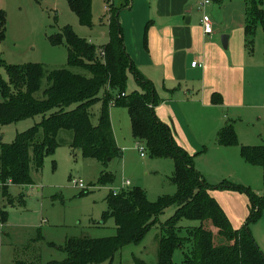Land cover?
Here are the masks:
<instances>
[{"label":"trees","instance_id":"1","mask_svg":"<svg viewBox=\"0 0 264 264\" xmlns=\"http://www.w3.org/2000/svg\"><path fill=\"white\" fill-rule=\"evenodd\" d=\"M123 1L122 5L113 6L110 11V39L100 48L78 36L71 26L62 29L59 36L66 39L69 68L48 71L42 64L8 65L0 58V66H4L8 74V80L0 76V92L5 98L0 101V124L41 117L34 126L19 132L12 143L0 141V184L5 191L10 184L32 185V169L40 171L45 158L65 144L60 139L62 131L72 133L69 145L85 157L104 163L109 158L121 157L110 116V107L117 105L128 109L132 135L144 143L150 157L174 159L175 173L171 180L177 186V192L155 202H151L140 187L124 189L116 195L112 192L107 198L108 210L104 213V221L114 218L115 235L71 238L64 246H59L66 253L62 261L44 263L34 256L17 259L15 264L112 262L125 245L141 242L170 206L176 209L174 215L160 225L162 235L157 264H180L174 258L177 250H181L183 256L181 264H264V251L250 229V224L261 215L264 195L231 182L224 181L220 186L210 184L197 169L195 156L177 142L172 128L158 116L156 106L159 98L155 84L139 70L125 45L119 13L131 6L133 0ZM210 1L216 5L224 2ZM68 2L83 23L90 22L92 0ZM263 5L264 0H246L245 32L250 47L257 26L261 24L264 27ZM6 28L5 12L0 10V42L6 37ZM77 67L87 73L73 70ZM130 73L135 77L137 88L128 93ZM44 77L48 86L43 91V98H38L36 93L41 89ZM217 97L214 98L215 103L221 102L222 99ZM99 101L102 102L99 121L94 124L91 107ZM217 143L238 145L232 124L218 131ZM240 150L248 163L262 168L264 178V143L242 145ZM108 181H113V177L104 174L101 182ZM216 188L243 191L249 197L251 211L242 228L233 227L220 203L212 196L211 191ZM6 197L11 202V195L7 192ZM6 214L0 209V221L5 220ZM183 220L200 223L184 226Z\"/></svg>","mask_w":264,"mask_h":264},{"label":"rangeland","instance_id":"2","mask_svg":"<svg viewBox=\"0 0 264 264\" xmlns=\"http://www.w3.org/2000/svg\"><path fill=\"white\" fill-rule=\"evenodd\" d=\"M241 1L243 0L238 2L228 0L227 11L230 14H240ZM115 4H118V0H92L91 20L89 23H83L70 7L68 0H0V10L5 12L7 18L6 37L0 42V58L8 65L42 64L48 71L69 68L66 39L60 38L59 33L65 26H71L78 36L100 48L110 39L109 18ZM247 50L249 58L261 68L254 73V79L251 78L245 83V94L231 99L229 107L223 106V99L222 103H214L222 108L216 107L214 111L207 109L204 89L201 93L200 88L193 89L190 86L189 91L185 83H182L181 87L177 84L172 95L173 98L182 99V103L179 104L191 129L195 134H201L207 139L199 158L203 160L202 171L206 173L209 183L220 186L224 181L231 182L250 187L253 192L262 196L264 195L262 168L246 164L240 157V151H236L237 155L228 156L223 151L222 153L216 151L215 148V134L227 124L234 126L238 136L239 143L235 146L264 143L263 25L257 26L253 45L248 46ZM73 70L87 73L79 67ZM0 76L8 80L4 66H0ZM47 86L48 80L44 77L41 89L36 93L38 98H43V91ZM136 88L135 77L130 73L127 91ZM169 97L158 95V108L161 107L159 113L164 122L176 131L175 110L172 113L170 105L166 103ZM4 99L0 92V101ZM192 99L197 102L191 101ZM101 107V101L91 107L94 124L99 121ZM110 116L116 141L122 152L121 157H115L106 163L96 158L85 157L81 151L69 145L72 133L62 131L60 139L64 140L65 144L60 145L54 154L45 158L40 171L32 169L34 179L32 185L10 184L5 191L0 184V209L7 212L5 220L0 221V264H15L17 259L34 256L44 263L62 261L66 258V253L59 249V246H64L71 238L115 235L117 229L114 218L104 221V213L108 210L109 194L126 180H129L131 185L125 189L140 187L145 190L151 202L157 201L160 197H172L176 194L177 186L171 180L175 173L174 159L150 157L145 145L135 141L130 114L125 106L112 105ZM40 118L37 116L0 124L2 141L12 143L19 132L34 126ZM180 119L187 126L182 116ZM218 123L222 124L216 126ZM187 128L184 129L190 135L192 130ZM235 146L232 145L234 149L230 150H236ZM142 148L144 156L141 155ZM104 174L111 175L113 181L102 183L101 177ZM74 180H82L84 184L74 185ZM6 192L11 195V202L7 201ZM220 199L237 215L244 211L249 214L251 211L249 197L243 191L223 189ZM175 209L174 206L167 208L160 216V222L150 229L141 242L125 245L112 262L94 264H140V262L157 264L162 235L160 225L174 215ZM199 223L183 220L182 225ZM250 229L263 250L264 207L260 217L250 224ZM214 232L217 233L215 230ZM174 258L181 264L183 259L181 250L176 251Z\"/></svg>","mask_w":264,"mask_h":264},{"label":"crops","instance_id":"3","mask_svg":"<svg viewBox=\"0 0 264 264\" xmlns=\"http://www.w3.org/2000/svg\"><path fill=\"white\" fill-rule=\"evenodd\" d=\"M202 1L133 0L131 6L121 9L119 17L126 48L139 70L154 82L158 95L170 96L166 103L170 105L171 112L174 113L175 110L176 113V131L169 125L175 139L190 154L195 155L197 169L207 177L206 173L202 171L203 160L199 158V153L204 151L202 147H205L207 139L201 134H195L191 129L180 107L182 99L173 98L172 93L176 90L177 84L181 87V84L185 83L189 91H191L190 86L193 89L200 88L201 93L204 89L207 109L214 111L216 107L222 108V106L214 104L216 95L217 99H222L217 104L222 103L224 99L223 106L229 107L231 99L245 94V83L249 82V79L255 78L254 73L256 70H260L261 66L249 58L247 50L246 0L241 1L240 14H230L227 11L226 2L228 0H224L220 5L210 3L199 8ZM234 1L238 2L239 0ZM123 2V0H118V4L114 6H120ZM215 8H218L219 11ZM204 15L210 16L214 27V31L210 34L205 32L202 25ZM225 34L228 35L227 47H224L222 43V36ZM194 61H198L200 65L193 66ZM214 94L215 96H213ZM191 101L197 102L193 99ZM160 108L158 105L156 106V113L162 119L159 113ZM180 116L187 126L184 125ZM221 124L218 123L216 126ZM185 127L192 130L190 135L186 133ZM217 134H215L216 151L220 153L223 151L228 156L237 155L236 151H240L241 155L240 146L234 145L236 150H230L233 148L231 146H220L217 143ZM135 141L144 145L143 142L136 139ZM241 159L246 164H250L243 157ZM245 167L248 166L245 165ZM222 191L223 188H216L211 191V194L220 203L233 227L242 228L249 215L248 212L244 211L237 215L233 209L226 207L220 199Z\"/></svg>","mask_w":264,"mask_h":264},{"label":"built area","instance_id":"4","mask_svg":"<svg viewBox=\"0 0 264 264\" xmlns=\"http://www.w3.org/2000/svg\"><path fill=\"white\" fill-rule=\"evenodd\" d=\"M211 1L210 0H203L200 5H199V8L203 7L205 4H210ZM107 9H109V6H107ZM202 25L204 26V30L206 33L210 34L214 31V27H213V24L211 22V19H210V16L208 15H204L203 18H202ZM193 66H197V65H200V63L198 61H194L192 63ZM141 150V154L142 156L145 155L144 151H143V148L140 149ZM74 185H77V186H82L84 184V182L82 180H74L73 181ZM131 185V182L129 180H126L120 187L118 188H115L114 190H112V192L116 195V194H119L122 190L125 189V187H128Z\"/></svg>","mask_w":264,"mask_h":264},{"label":"water","instance_id":"5","mask_svg":"<svg viewBox=\"0 0 264 264\" xmlns=\"http://www.w3.org/2000/svg\"><path fill=\"white\" fill-rule=\"evenodd\" d=\"M222 43L224 45V47H227L228 46V35H223L222 36ZM2 140V137H0V141ZM109 160H111V158H109Z\"/></svg>","mask_w":264,"mask_h":264}]
</instances>
